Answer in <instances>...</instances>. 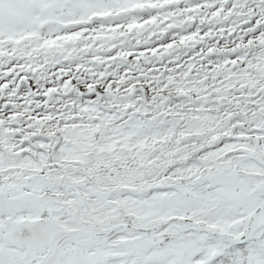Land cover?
Instances as JSON below:
<instances>
[{
	"label": "snow or ice",
	"instance_id": "snow-or-ice-1",
	"mask_svg": "<svg viewBox=\"0 0 264 264\" xmlns=\"http://www.w3.org/2000/svg\"><path fill=\"white\" fill-rule=\"evenodd\" d=\"M0 264H264V0H0Z\"/></svg>",
	"mask_w": 264,
	"mask_h": 264
}]
</instances>
